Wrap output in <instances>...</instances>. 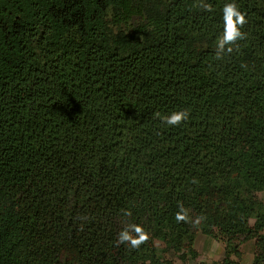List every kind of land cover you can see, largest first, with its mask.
<instances>
[{
    "label": "trees",
    "instance_id": "obj_1",
    "mask_svg": "<svg viewBox=\"0 0 264 264\" xmlns=\"http://www.w3.org/2000/svg\"><path fill=\"white\" fill-rule=\"evenodd\" d=\"M227 2L0 0V264H264V0L217 60Z\"/></svg>",
    "mask_w": 264,
    "mask_h": 264
},
{
    "label": "clouds",
    "instance_id": "obj_2",
    "mask_svg": "<svg viewBox=\"0 0 264 264\" xmlns=\"http://www.w3.org/2000/svg\"><path fill=\"white\" fill-rule=\"evenodd\" d=\"M199 7L205 11L211 12L212 6L208 3H200ZM223 30L217 38L215 58L222 60L224 55H230L234 50L239 51L238 41L247 39V33L242 31L243 27L248 23L246 13L242 12L235 0L224 4L222 9ZM154 117L159 118L162 123L167 126L178 127L190 118L188 109L173 111L171 114L161 115L156 112ZM179 211L175 214L177 223H192L193 226L199 225L204 219L197 216L195 220L189 216V210L184 208L182 204L178 205ZM124 215L131 216V212H125ZM85 219V217H81ZM149 233L145 231L140 224L130 223L123 228L118 234L117 244H124L132 249H138L141 245L148 242Z\"/></svg>",
    "mask_w": 264,
    "mask_h": 264
},
{
    "label": "crops",
    "instance_id": "obj_3",
    "mask_svg": "<svg viewBox=\"0 0 264 264\" xmlns=\"http://www.w3.org/2000/svg\"><path fill=\"white\" fill-rule=\"evenodd\" d=\"M194 249L201 256V260L208 263L220 262L225 258V245L218 239L199 232L194 241ZM242 264H252L255 245L254 241H249L241 246ZM175 264H184L174 258ZM189 264H198L196 261H190Z\"/></svg>",
    "mask_w": 264,
    "mask_h": 264
},
{
    "label": "rangeland",
    "instance_id": "obj_4",
    "mask_svg": "<svg viewBox=\"0 0 264 264\" xmlns=\"http://www.w3.org/2000/svg\"><path fill=\"white\" fill-rule=\"evenodd\" d=\"M156 243L158 246H160V247L162 246V244L159 241H157Z\"/></svg>",
    "mask_w": 264,
    "mask_h": 264
}]
</instances>
